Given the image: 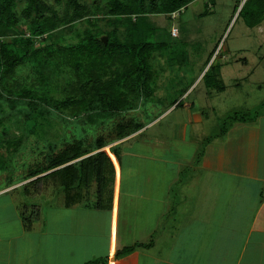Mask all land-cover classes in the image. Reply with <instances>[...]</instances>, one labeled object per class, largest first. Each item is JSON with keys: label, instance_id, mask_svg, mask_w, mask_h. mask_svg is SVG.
Listing matches in <instances>:
<instances>
[{"label": "crops", "instance_id": "obj_1", "mask_svg": "<svg viewBox=\"0 0 264 264\" xmlns=\"http://www.w3.org/2000/svg\"><path fill=\"white\" fill-rule=\"evenodd\" d=\"M257 28L263 31L264 24ZM181 105L169 106L142 130L102 149L108 152L110 160L104 165L102 184L106 191L101 196L97 194L95 177L86 181L87 189L78 191L80 196L70 205L65 201V192L59 189L57 197L63 200L59 199L45 213L41 210L40 220L28 230L21 216V207L28 199L19 201L8 189L0 192V264H264L263 113L257 114L253 123L235 125L219 142L214 140L202 146L205 153L198 165L195 156L202 148L199 140L204 135L195 140L187 124L175 125L174 151L184 147L190 155L177 163L175 176L164 171L168 177L164 175L161 192L168 207L158 215L154 212L155 227L152 225L149 232L143 229L147 214L135 212L141 208L136 201L132 204L136 199L132 196L137 195L141 183L131 182V176L138 172L128 170L126 174L131 171L132 175L124 181L132 190L127 192L124 203L126 229H119V215L123 210L122 161H130L132 169L137 158L175 161L165 154H155L154 149L151 153L149 143L147 157L129 145L153 128L144 130L146 126L160 123ZM183 107L189 113V123H202L203 116L194 104H183ZM119 144L121 149L116 156L111 148ZM192 163L195 168L179 170ZM151 176L152 173L145 176L144 182L150 181ZM91 189L94 196L89 192ZM101 203L105 206L98 207ZM136 233L146 237L136 238ZM136 244H149V247L136 246L132 253L119 256L120 251Z\"/></svg>", "mask_w": 264, "mask_h": 264}, {"label": "trees", "instance_id": "obj_2", "mask_svg": "<svg viewBox=\"0 0 264 264\" xmlns=\"http://www.w3.org/2000/svg\"><path fill=\"white\" fill-rule=\"evenodd\" d=\"M194 1L0 0V113L7 112L10 117L18 114L25 129L32 133L56 112L66 113L70 116L63 121L70 119L66 123L74 125L76 135L74 140H68L74 145L69 152L66 149L58 154L54 152L47 157L46 167L29 170L28 181L20 185V196L25 199L30 195L38 196L43 184L51 179L57 186L56 192L64 191L65 201L70 205L80 196L81 189H87L86 181L94 177L98 182V196L105 193L104 165L110 156L102 149L142 130L144 125L137 118H131L114 124L109 133L104 128L111 139H106L105 132L92 138V142L82 135L93 127L99 128L118 113L133 112L141 100L154 96L153 55L171 44L158 27L148 23V17L164 14L175 19L173 14L184 12ZM211 2L213 5L214 1ZM250 7L254 9L248 16ZM242 14L246 15L248 27L260 26L264 21V0H246L239 15ZM101 23L113 29L105 30ZM80 24L88 27L80 31ZM66 33L71 42L65 39ZM105 36L107 44L102 41ZM25 69L32 77L24 76L27 80L23 82L18 74ZM220 70L221 65H216L205 72L202 80L207 87L217 91L225 89ZM214 74L217 79L213 80ZM60 82L64 96L56 97ZM178 100L172 105H181ZM3 128L0 136L6 139L9 127ZM21 142L19 138L16 145ZM50 145L52 149L55 147V144ZM119 148L120 144L113 146L112 153L117 156ZM98 150L95 155L82 158ZM204 153L205 147H202L198 154L202 158ZM196 160L199 162L198 158ZM5 163L0 153V170H6ZM110 174L113 177L112 169ZM30 176L35 179L30 181ZM7 179L0 192L7 183L6 188L12 183L9 176ZM26 203L21 207V216L26 229L30 230L42 214L39 205ZM101 206L105 205L98 207ZM136 246L149 247V244L127 247L119 256L132 253Z\"/></svg>", "mask_w": 264, "mask_h": 264}, {"label": "rangeland", "instance_id": "obj_3", "mask_svg": "<svg viewBox=\"0 0 264 264\" xmlns=\"http://www.w3.org/2000/svg\"><path fill=\"white\" fill-rule=\"evenodd\" d=\"M213 1L214 4L212 5L211 0H195L184 12H177L173 16L175 19L164 14L149 15L148 23L158 27L163 38L171 44L163 51L153 55L152 72L156 81L154 96L145 101L141 100L137 104L138 108L133 112L118 113L101 123L99 128L93 127L89 133L82 135L89 142H92V138L99 137L105 130L109 133L114 124L117 125L119 122L122 124L131 118H137L138 122L145 126L166 111L174 101L180 99L183 102L175 111L169 113V116L160 120V123L158 121L146 126L144 130L153 128L129 145V148L132 147V150L147 157L150 152L149 143L151 144V153L155 150V154L157 153L159 156L165 154L175 161H164L160 157L152 161L147 158H137L133 162L134 169L131 168L130 161L128 163L122 161L121 201L124 211L121 210L119 215V229H126L124 203L127 200V192L132 190L130 186L125 184L127 181H124L125 178L132 175L131 171L126 174L128 170L138 172V174L131 176L130 181L141 183L139 188L137 187L138 190L136 189L137 195L135 193L132 196L136 199L131 202L133 204L136 201V204L141 208V210L135 209V212L140 213L141 211V214H147L146 219L148 221L144 222L143 229L146 228L149 232L151 226L157 221L153 220L154 212L158 215L160 211L166 210L168 207L169 203L161 192L164 184L162 181L164 182L165 176H167L164 171L168 170L169 174H173L172 177L175 176L174 170L178 169L177 163L187 159L190 155L184 147H179V151H174L176 143L173 141L175 125L187 124L189 132L193 134L195 140L204 135L203 140L202 138L199 140V147H202L214 140L219 142L226 136V132L233 129L235 125L244 122L253 123L257 114H264V30L260 31L257 26L248 27L246 15H239L246 0ZM252 8L254 9V7L247 9L248 16ZM206 11L208 14H205ZM96 24L98 25V23ZM101 25L105 30L113 29L106 23H101ZM87 27L86 24H80L78 29L82 31ZM172 28L178 30V37L173 38L174 36H171ZM65 39L71 42L68 33H66ZM184 57L186 60L183 61ZM216 65H221L220 76L225 85V89L222 91L207 87L205 81L202 80L205 72L211 66ZM26 75L27 79L28 76L29 78L32 77L27 69L19 71L18 76H20L21 81L27 80L24 78ZM200 75L202 76L200 77ZM196 78H199L198 81ZM212 78L213 80L214 78L217 79L215 74L212 75ZM27 82H31V80ZM60 83L62 84V82ZM193 83L196 84L192 90L185 97L182 96L188 89H191ZM62 86L63 84L55 94L56 97L64 96L61 93ZM183 104L185 106L194 104L195 108H198L197 112L203 116L202 123H189V113ZM4 108L10 112L7 106ZM69 116L66 113L56 112L55 116H51L48 121H43L42 127H38L32 133L25 129L21 123L23 119L18 114L10 117L7 112L0 113V121H3L2 125L0 124V134L4 129L3 127H9V135L6 139L0 136V153L6 161V170H0V187H3L8 176L12 182L8 188H6L7 183L2 191L8 189L14 197L17 196L19 201H24L25 198L19 195V193L21 194L19 190L22 189L20 185L28 181V175L31 174L29 170L35 171L40 167H46L47 157L53 156L54 152L57 153L64 149L69 152L72 149L74 145L69 144V142L76 137L73 132L74 125L69 126L66 123L70 120L69 118L66 122L63 121L65 117ZM104 128L106 129L104 130ZM97 129L99 130L97 131ZM106 132L105 135L103 134L104 136H107ZM111 137L107 136L106 139H111ZM19 138L22 139V142L20 145H16V140ZM69 139L71 140L68 141ZM50 144H55V149H52ZM107 150L109 149L107 148ZM197 158L199 162H197ZM197 158L195 156L196 165L200 164L201 156L198 154ZM183 168H195V163L179 170ZM150 173H152L151 178L148 179L150 181L144 182L145 176ZM44 174L46 173L42 175ZM29 179L32 181L35 178L30 176ZM47 182L43 184L40 194L38 196L30 195L26 203L39 205L44 213L49 211L51 205H57L60 200H63L61 197H57L59 192H56L57 186L51 182V179H48ZM91 191L92 189L89 190V192ZM91 194L94 196L95 192L92 191ZM211 218L213 219L214 216ZM153 226L155 227V225ZM135 231H138L136 227ZM136 234V238L146 237L141 233Z\"/></svg>", "mask_w": 264, "mask_h": 264}, {"label": "built area", "instance_id": "obj_4", "mask_svg": "<svg viewBox=\"0 0 264 264\" xmlns=\"http://www.w3.org/2000/svg\"><path fill=\"white\" fill-rule=\"evenodd\" d=\"M173 16H175V14H173ZM172 35L173 36H177L178 35V30L176 28L172 29Z\"/></svg>", "mask_w": 264, "mask_h": 264}, {"label": "water", "instance_id": "obj_5", "mask_svg": "<svg viewBox=\"0 0 264 264\" xmlns=\"http://www.w3.org/2000/svg\"><path fill=\"white\" fill-rule=\"evenodd\" d=\"M102 41H103L105 44H107V41H108L107 37H106V36L103 37V38H102Z\"/></svg>", "mask_w": 264, "mask_h": 264}]
</instances>
